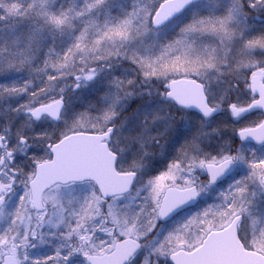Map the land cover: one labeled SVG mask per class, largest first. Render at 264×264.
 Masks as SVG:
<instances>
[{
  "label": "snow or ice",
  "instance_id": "obj_1",
  "mask_svg": "<svg viewBox=\"0 0 264 264\" xmlns=\"http://www.w3.org/2000/svg\"><path fill=\"white\" fill-rule=\"evenodd\" d=\"M0 264H264V0H0Z\"/></svg>",
  "mask_w": 264,
  "mask_h": 264
}]
</instances>
